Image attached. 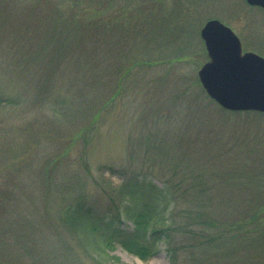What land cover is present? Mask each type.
I'll list each match as a JSON object with an SVG mask.
<instances>
[{"label":"rangeland","instance_id":"374dc122","mask_svg":"<svg viewBox=\"0 0 264 264\" xmlns=\"http://www.w3.org/2000/svg\"><path fill=\"white\" fill-rule=\"evenodd\" d=\"M214 18L264 56L247 0H0V264H170L165 240L145 260L66 222L77 202L111 220L127 183L136 210L168 203L181 222L260 210L264 113L225 110L198 76ZM263 232L207 253L175 233L177 264H264Z\"/></svg>","mask_w":264,"mask_h":264},{"label":"trees","instance_id":"16d2710c","mask_svg":"<svg viewBox=\"0 0 264 264\" xmlns=\"http://www.w3.org/2000/svg\"><path fill=\"white\" fill-rule=\"evenodd\" d=\"M93 121H91L89 126ZM135 182L140 184L139 181ZM124 186H122L121 190L124 192L126 191L125 188L129 187L125 193L129 202L127 205L123 203V207L115 206V212L114 208L111 207L112 209L110 208L109 211L114 213L111 220L106 217H95L92 208H86L83 203L77 202L65 209L64 218L66 222L75 229L81 227L86 230L87 228L96 234H99L102 229L111 230L106 234L105 246L111 247L117 241L125 249L145 260L158 251L159 241L165 240L170 256V264L178 263L179 245L175 233L190 235L192 238L189 246L191 252L196 247H202L207 253L219 247V239H224L223 241L227 243L230 241L236 242L242 236H247L253 226L262 227L264 225V205L260 210H254L251 216L243 215L242 219L233 220L222 228L216 216L211 213L212 208L205 205L189 211L185 215L186 220L183 222L175 219L173 210L169 209L168 203L159 208L158 206H153L152 203L146 202L140 210H136L135 188L130 190L131 187L128 183ZM123 215L133 220L134 227L132 229L118 226V220ZM92 218H94L93 223H91L92 221L88 223L89 219ZM262 234L264 235V232Z\"/></svg>","mask_w":264,"mask_h":264},{"label":"water","instance_id":"95a60500","mask_svg":"<svg viewBox=\"0 0 264 264\" xmlns=\"http://www.w3.org/2000/svg\"><path fill=\"white\" fill-rule=\"evenodd\" d=\"M247 1L264 7V0ZM201 36L209 59L198 76L207 94L227 110L264 112V56L244 52L240 37L219 19H209Z\"/></svg>","mask_w":264,"mask_h":264}]
</instances>
